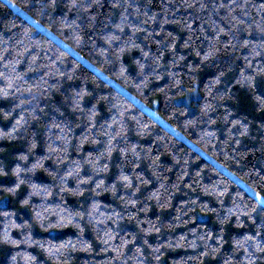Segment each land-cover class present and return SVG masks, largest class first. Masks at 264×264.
I'll return each instance as SVG.
<instances>
[{
    "label": "trees",
    "instance_id": "1",
    "mask_svg": "<svg viewBox=\"0 0 264 264\" xmlns=\"http://www.w3.org/2000/svg\"><path fill=\"white\" fill-rule=\"evenodd\" d=\"M8 1L0 264H264V0Z\"/></svg>",
    "mask_w": 264,
    "mask_h": 264
},
{
    "label": "rangeland",
    "instance_id": "2",
    "mask_svg": "<svg viewBox=\"0 0 264 264\" xmlns=\"http://www.w3.org/2000/svg\"><path fill=\"white\" fill-rule=\"evenodd\" d=\"M4 2H6L8 4V6L15 11L16 13L20 14L21 16H23L24 18H26L28 21H30L32 24H34L36 26V28L41 31L44 32L45 34H47L48 36H50L55 42H57L58 44L64 46V43L59 40L56 36H54L52 33H50L47 29H45L44 27L38 25L35 21H33L31 18H29L24 12H22L20 9H18L13 3L9 2L8 0H3ZM70 52L78 57L83 63H85L87 66H89L92 70L96 71L87 61H85L84 59L80 58L75 52H73L72 50H70ZM98 73L99 76H101L103 79H105L106 81H108L109 83H111L112 85H114L116 88H118L119 90H122L123 92L126 93L125 90H123L121 87H119L117 84H115L113 81H111L108 77H106L105 75H103L102 73H100L99 71H96ZM155 118L165 127H167L168 129H170L178 138H181L184 140V138L181 136V134L177 133L176 131H174L173 129H171L170 127H168L164 122L161 121V119L157 118L155 116ZM225 171V170H224ZM227 173V171H225ZM230 175V174H229ZM234 180H237L234 176L230 175ZM247 191L252 194L255 195L250 189H247ZM260 205L264 206V200L262 199H258Z\"/></svg>",
    "mask_w": 264,
    "mask_h": 264
}]
</instances>
